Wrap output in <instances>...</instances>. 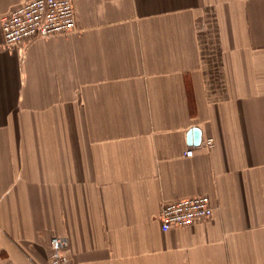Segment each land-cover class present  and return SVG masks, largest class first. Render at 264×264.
Masks as SVG:
<instances>
[{
    "label": "crops",
    "instance_id": "obj_1",
    "mask_svg": "<svg viewBox=\"0 0 264 264\" xmlns=\"http://www.w3.org/2000/svg\"><path fill=\"white\" fill-rule=\"evenodd\" d=\"M74 6L50 37L0 23V264H49L55 235L73 264H264V0ZM198 194L213 215L163 231Z\"/></svg>",
    "mask_w": 264,
    "mask_h": 264
},
{
    "label": "built area",
    "instance_id": "obj_2",
    "mask_svg": "<svg viewBox=\"0 0 264 264\" xmlns=\"http://www.w3.org/2000/svg\"><path fill=\"white\" fill-rule=\"evenodd\" d=\"M0 23L7 44L70 32L76 29L74 0H30L2 15ZM205 145L213 147L214 140L206 139ZM193 152V149H188L185 155L192 156ZM213 212L214 207L207 194L166 201L160 211L161 227L163 231H169L192 226L208 220ZM69 247L66 235L51 237L49 264H73Z\"/></svg>",
    "mask_w": 264,
    "mask_h": 264
},
{
    "label": "water",
    "instance_id": "obj_3",
    "mask_svg": "<svg viewBox=\"0 0 264 264\" xmlns=\"http://www.w3.org/2000/svg\"><path fill=\"white\" fill-rule=\"evenodd\" d=\"M194 133V141L195 143H200L201 142V138H200V130L198 128H193L191 131H190V134L191 133Z\"/></svg>",
    "mask_w": 264,
    "mask_h": 264
}]
</instances>
